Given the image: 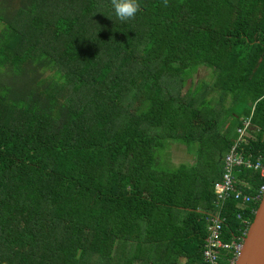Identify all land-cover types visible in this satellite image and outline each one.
<instances>
[{"label": "trees", "instance_id": "1", "mask_svg": "<svg viewBox=\"0 0 264 264\" xmlns=\"http://www.w3.org/2000/svg\"><path fill=\"white\" fill-rule=\"evenodd\" d=\"M138 2L120 21L111 0H0V264H199L244 118L264 165V0ZM169 140L195 161L167 169ZM258 204L226 201V239Z\"/></svg>", "mask_w": 264, "mask_h": 264}, {"label": "built area", "instance_id": "2", "mask_svg": "<svg viewBox=\"0 0 264 264\" xmlns=\"http://www.w3.org/2000/svg\"><path fill=\"white\" fill-rule=\"evenodd\" d=\"M250 126V117H247L242 120L241 126L237 127V140L225 153L221 176L213 182V203L215 209L207 218V233L202 246L199 264H234V260L242 248L244 237L251 221L248 216H242L243 212L237 213V217L241 220L240 228L231 238L226 239V232H224L226 201L232 197L237 201L238 206L244 209L250 203H259L264 193V182L252 195L244 193L236 187L234 172L241 167L258 171L260 178L264 180V165L261 160L253 161L251 158L243 156L237 149L239 142L243 139L246 130ZM250 210L255 212L253 208H250Z\"/></svg>", "mask_w": 264, "mask_h": 264}, {"label": "rangeland", "instance_id": "3", "mask_svg": "<svg viewBox=\"0 0 264 264\" xmlns=\"http://www.w3.org/2000/svg\"><path fill=\"white\" fill-rule=\"evenodd\" d=\"M212 80L213 71L206 66H199L191 78L193 87H196L197 84H203V86L206 87ZM208 97L212 98V103L216 109H219L221 106L227 107L230 105L229 97L222 102L216 101L218 99V93L216 91L209 90ZM159 155V158L163 159L167 169H172L179 163H193L196 158L192 150L189 151L185 144L172 140L165 142V146Z\"/></svg>", "mask_w": 264, "mask_h": 264}, {"label": "water", "instance_id": "4", "mask_svg": "<svg viewBox=\"0 0 264 264\" xmlns=\"http://www.w3.org/2000/svg\"><path fill=\"white\" fill-rule=\"evenodd\" d=\"M234 261V264H264V193Z\"/></svg>", "mask_w": 264, "mask_h": 264}, {"label": "clouds", "instance_id": "5", "mask_svg": "<svg viewBox=\"0 0 264 264\" xmlns=\"http://www.w3.org/2000/svg\"><path fill=\"white\" fill-rule=\"evenodd\" d=\"M167 3L168 0H164L165 6H167ZM111 5L120 21L134 19L137 12L140 11L138 0H111Z\"/></svg>", "mask_w": 264, "mask_h": 264}]
</instances>
